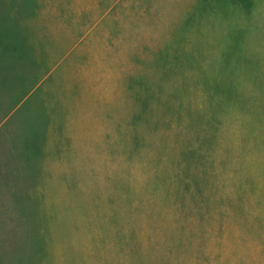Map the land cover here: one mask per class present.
<instances>
[{"label": "rangeland", "instance_id": "obj_1", "mask_svg": "<svg viewBox=\"0 0 264 264\" xmlns=\"http://www.w3.org/2000/svg\"><path fill=\"white\" fill-rule=\"evenodd\" d=\"M7 3L0 264H264V0Z\"/></svg>", "mask_w": 264, "mask_h": 264}, {"label": "trees", "instance_id": "obj_2", "mask_svg": "<svg viewBox=\"0 0 264 264\" xmlns=\"http://www.w3.org/2000/svg\"><path fill=\"white\" fill-rule=\"evenodd\" d=\"M9 6V7H8ZM5 8H6V12H5ZM13 10V6H10L7 3V0H0V77L1 75H3L4 71L10 69L12 71L18 72L20 74H15L14 77H17L20 80H23L25 75L24 73H26L24 68H20L18 67V64H10L9 66L7 64H5L6 59L5 58H1L6 52H12L14 50H16L15 53V59L19 60V63L25 60V57L27 55V58L29 56V51L27 52V54H25V50L27 51L26 46H10V44L13 42L11 41L13 39V37H11V33L16 36L17 35V30L19 29V27H21V25L19 24V19H18V23L16 21H14V19L17 17V14H13L12 13ZM23 11H21L22 13ZM14 15V16H12ZM10 18H13L12 20H10ZM9 24V25H8ZM9 26L11 27H15L16 29L12 28L13 31L9 30ZM21 38V37H20ZM16 47V48H15ZM21 57V58H20ZM34 61V60H33ZM7 65V66H6ZM16 68V70H15ZM8 77V76H7ZM7 77H4L2 80H0V87L1 88H7V83H8V79ZM9 78V77H8ZM7 91V90H5ZM22 99L26 98L27 96H21ZM34 145L33 143H30L28 145V149H33ZM31 152L28 154L30 155ZM28 156H24V160L27 158ZM26 161V160H25Z\"/></svg>", "mask_w": 264, "mask_h": 264}]
</instances>
